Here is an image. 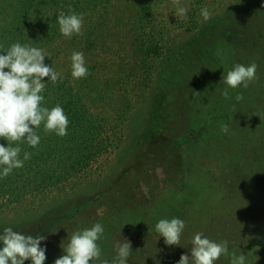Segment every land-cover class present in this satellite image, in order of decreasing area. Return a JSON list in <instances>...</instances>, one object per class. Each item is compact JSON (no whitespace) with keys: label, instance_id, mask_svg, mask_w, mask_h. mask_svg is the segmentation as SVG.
Here are the masks:
<instances>
[{"label":"rangeland","instance_id":"obj_1","mask_svg":"<svg viewBox=\"0 0 264 264\" xmlns=\"http://www.w3.org/2000/svg\"><path fill=\"white\" fill-rule=\"evenodd\" d=\"M18 1L21 0H0V50L4 47L3 55H6L14 44L12 36L19 33L17 39L21 45L51 52L54 61L45 64L60 72L62 78L55 84L44 78L41 106L49 108L53 103L49 110L57 105L72 106L64 94L73 91L74 84L68 82V79L74 81L70 57L73 52H80V48L66 45L69 42H64L58 24L59 14H67L63 9L68 0H30L29 7L26 2L28 23L19 30L18 16L22 18V9L18 8ZM137 2L98 0L91 18L105 26L96 48L83 53L86 66H97L101 74L93 86L94 98L86 106L91 109L92 117L97 116L111 129L124 132V138L117 148L95 162L88 182H78L83 184L74 195L72 192L79 185L80 175L47 187L40 196L29 191L19 202L4 197L1 202L6 203V207L0 210V234L5 227H12L33 237L46 236L40 243L45 248L44 264H54L55 259L65 254L63 248L73 233L96 223L103 226L104 232L97 241L101 259L94 264H102L104 260L113 264L116 244L126 239L132 247L127 264H176L182 254L190 255V242L196 233L217 243L227 242L228 252L215 264H230L232 253L237 257L243 254L245 264H264V190L250 176H242L245 163H250V152L246 158L240 156L241 153L231 158L228 153L223 156L224 152L207 144L188 173L184 171L187 170L184 164L189 159L191 144L183 147L175 141L174 144H178L172 146L171 154L145 156L156 142L154 135L158 132V142H162L161 134L168 132L169 128L165 129L170 120L187 113L186 84L201 88L207 97L217 95L219 101L224 99L225 102L222 93L228 86L222 78L236 64L255 63L257 79L248 88L243 85L228 88L230 97L242 94L243 99H255L252 107L245 105V109L239 111L240 116H234L232 125H246L253 111L264 110V0H180V6L187 8L186 18L175 15L172 0H152L154 11L148 15L134 13ZM203 8L211 14L207 20L201 15ZM141 18L147 19L146 25L137 33ZM54 26L59 35L56 43L49 47L38 45L35 38ZM216 36L221 44L229 42L237 48L239 54L233 59L219 50L209 51V38ZM150 38L159 43V55L144 59L138 53L137 44ZM101 40L104 42L99 43ZM247 45L258 48L257 57L262 65L257 63L256 55ZM125 83L131 93L129 101ZM261 115L264 116V111ZM177 129L182 131V128ZM200 129L197 134L204 133L205 130ZM35 131L40 136L37 147H30L26 141L11 145L21 148L20 159L25 152H30L29 148L38 151L47 144L42 140L50 133L44 131L43 124ZM0 144L8 146L4 138H0ZM140 154L143 156L138 159ZM43 157L48 158L50 168L62 161V155L53 153ZM209 169L210 177H204L202 171ZM120 173L126 178L121 190L115 182ZM33 185L37 183H30L29 188ZM11 186L19 188L24 182L15 179ZM246 194L253 196L246 197ZM173 218L182 219L185 228L180 237L181 245L169 246L159 236L155 225L161 219ZM50 222L54 224L52 227L48 225ZM24 264L32 262L26 260Z\"/></svg>","mask_w":264,"mask_h":264},{"label":"trees","instance_id":"obj_2","mask_svg":"<svg viewBox=\"0 0 264 264\" xmlns=\"http://www.w3.org/2000/svg\"><path fill=\"white\" fill-rule=\"evenodd\" d=\"M151 1L152 0H138L134 13L139 15L150 14L151 11H154ZM26 2L29 7L31 4L30 0H21L20 2H17L18 8L22 9L20 12L22 18H20V15L18 16V24L20 25L17 28L18 30L26 27L28 23L25 18V13L28 10L27 6H25ZM97 2L98 0H68L66 7L63 9L67 13L66 15L72 13L83 15L82 34H74L71 38H65L62 36L65 43L67 40L69 42L68 44L66 43V45L70 44L71 48H74L75 45H77L76 48L79 47L80 52L82 53H86L88 50L96 48L99 41V34L103 31V27L105 26V23L99 24V21L91 18L93 13L92 9L95 10ZM146 5L147 8H145ZM103 7L106 8L105 3ZM141 19L142 21H139L140 27L137 28V33L138 31L143 30L144 25H146L147 19ZM53 28L54 29L49 28V30H44L38 38H35L36 42H39L38 45H46L49 47L56 43L59 39V37H57L59 35L56 33L58 28L56 26ZM17 37H20L19 33H14L12 36L13 43L18 42ZM210 41L213 42L212 45L214 47L219 43L221 44V42L217 36L209 38L208 42L211 47L208 49L211 52L213 50H219L222 54L227 53L226 56L228 58L233 59L236 54H239L237 48L233 47L229 42L224 43L223 41L220 48H218V46L214 48ZM102 42L104 41L101 40L99 43ZM247 48H249V50L257 57L258 53L256 50H258V48L256 46L253 47L247 45ZM159 49V43L156 40H151V38L147 41L142 40L141 43L138 42L137 44L138 53L141 54L144 59H148L151 55L157 57L159 55ZM0 51L2 53L1 55H3L5 53L3 52L5 51V48L2 47ZM229 51L230 54L228 56ZM239 52L241 53L240 50ZM52 58L53 55L49 52L48 57L46 56L44 59V63L53 62L54 60H52ZM150 58H152V56ZM257 60V63L262 65L258 57ZM86 67L89 73L86 77L74 80L73 82L68 79V82L74 84V86L72 87L73 91L64 94L65 97H69L67 98L69 105H72L67 108L63 107L64 113L65 115H68L66 116L70 123L67 127V135L61 137L52 133L47 134V137L42 140V142H47V144L42 147L43 149L41 148L36 151V149L29 148L30 152L28 153H31V158L27 160L26 166L23 165L22 168L13 169V171L6 177H0V182H5L4 185H0V210L6 207V203L1 202L5 199L4 197H10V199L15 198L17 202H19L26 197L29 191H31V194L40 196L48 190L47 187L57 185L58 183L60 184V182L69 178L73 179L76 175L82 177L77 183L83 181L86 182L93 174L92 170L94 169L92 168L95 167V162L104 154L117 148L119 141L121 143L124 138V132L111 129L106 126L105 122H101V119L98 120L97 116L92 117L91 109L86 106L87 102L94 98V93L92 92L94 83L101 78L97 66L94 67L87 65ZM124 87L127 92V101H129L131 93L127 90L126 83L124 84ZM186 87L184 105H186L187 113L170 120L169 126L165 129L167 130L169 128V130H167L168 132L166 131V134H161L163 135L162 142H158L160 137L158 132L154 135L156 142H154L155 144L148 149L149 151L145 153V156H149L150 154L155 156L169 155L173 152V145L176 146L179 143V146L184 147L186 144H191L188 153L189 159L184 164L186 166L184 169H187L184 171L188 173V171H192L195 167L196 157L207 148V144L224 152L222 154L223 156L228 153L227 155L231 158L240 153V156L242 155L243 158H246L247 152H250L252 157L250 155L248 156L250 163H245L246 167L244 166V168L246 170L242 171V176H250L251 179H253V181L264 190V116L261 115L264 110H258L259 112L253 111L252 118L246 125L242 126L240 124L234 126L232 125L234 116H240L239 111L245 109V105L252 107L255 102L254 98L237 101L235 97L233 98L228 95L227 98L224 97L225 102H223L224 99L219 101L217 95L216 97H207L206 93L203 92L201 88L194 85L192 86V84H186ZM203 87L210 89L206 85H203ZM52 105L53 103L48 107L50 108ZM225 124L228 126L227 133H224L221 130L222 126ZM177 128H182V131ZM200 128L205 130L202 134H205L206 137H203L201 133L197 134L199 130L201 131ZM175 129L178 132L175 131ZM175 141L178 143L174 144ZM18 143L22 144V142ZM65 143L70 145L67 146ZM155 146L157 147L154 148ZM59 148L60 150H57ZM50 153H53L54 155H62V161L58 162L52 168L47 165L48 158L43 157ZM142 156L143 155L141 154L138 155V159H141ZM253 159L255 160L253 161ZM257 160H259L258 163H256ZM141 162V160L137 162L138 167V163L140 164ZM199 170L201 173V169ZM0 171H2V168H0ZM209 171L210 169L208 172L202 171L203 176L210 177ZM15 179L22 180L24 186H20L19 188L12 187L11 183ZM124 179H126L124 174L122 175L120 173L115 180L119 190L123 189ZM43 182H45L44 185H38ZM30 183H37V185H33L29 188ZM82 184H79L78 187L73 190L74 192H72V195L79 191L78 189ZM234 195H238V192L237 194L234 192ZM245 196L251 197L253 195L246 194ZM223 200H226V198H223ZM48 225L52 227L54 224L50 222Z\"/></svg>","mask_w":264,"mask_h":264},{"label":"clouds","instance_id":"obj_3","mask_svg":"<svg viewBox=\"0 0 264 264\" xmlns=\"http://www.w3.org/2000/svg\"><path fill=\"white\" fill-rule=\"evenodd\" d=\"M176 6L175 15L186 18L187 8L180 6V0H172ZM205 20L210 18L207 8L201 10ZM59 30L65 38H71L74 34H82L83 15L72 13L65 15L61 12L58 16ZM48 53L44 49L14 43L7 50L6 55H0V138L8 142L5 147L0 144V177L8 176L13 169L22 168L24 161L31 158V153L25 152L20 159L21 148L13 143L26 141L30 147H37L40 136L35 129L43 124L46 133H55L58 136L67 135L69 124L61 106L57 105L51 110L42 107L41 102L45 90V77L55 84L61 79V73L52 66L44 63ZM71 76L74 80L86 77L88 69L82 52H73L71 57ZM7 69V71H5ZM257 65L249 66L236 64L224 76L223 83L226 87L222 93L228 97V88L235 89L241 85L248 88L249 84L257 79ZM237 101L243 100V95L236 96ZM222 132H228L227 124L221 128ZM139 222V221H138ZM137 223V222H136ZM185 228V222L179 218L171 220L161 219L155 225L159 236L164 238L166 245H181L180 237ZM104 228L96 223L91 228L75 232L64 249V255L55 259L54 264H94L101 259V249L97 241L101 238ZM202 233H196L191 240L190 255L182 254L176 264H215L222 255L228 252L227 242L217 243L202 238ZM44 235L30 234L14 231L12 227H5L0 234L3 247L0 248V264H24L31 260L32 264H44L46 260L45 248L40 246ZM117 254L113 264H127L132 247L127 239L116 244ZM245 256H236L232 253L230 264H245ZM108 264V261H102Z\"/></svg>","mask_w":264,"mask_h":264}]
</instances>
